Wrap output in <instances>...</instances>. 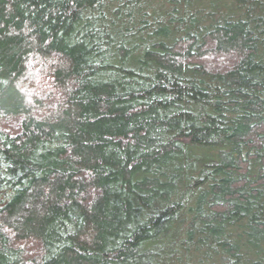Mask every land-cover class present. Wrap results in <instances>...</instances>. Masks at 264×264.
<instances>
[{
    "label": "trees",
    "instance_id": "obj_1",
    "mask_svg": "<svg viewBox=\"0 0 264 264\" xmlns=\"http://www.w3.org/2000/svg\"><path fill=\"white\" fill-rule=\"evenodd\" d=\"M0 264H264V0H0Z\"/></svg>",
    "mask_w": 264,
    "mask_h": 264
}]
</instances>
